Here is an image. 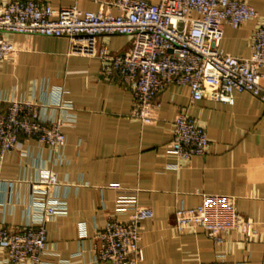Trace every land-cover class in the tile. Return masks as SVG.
<instances>
[{
    "label": "crops",
    "instance_id": "crops-1",
    "mask_svg": "<svg viewBox=\"0 0 264 264\" xmlns=\"http://www.w3.org/2000/svg\"><path fill=\"white\" fill-rule=\"evenodd\" d=\"M11 0H0L6 3ZM54 8L118 14L115 0H37ZM158 3L161 0H148ZM264 17V0H244ZM256 23L226 26L222 48L240 58L251 54ZM18 51L0 62V113L13 100L35 101L48 118H70L66 144L54 155L22 136L17 150L0 162V225H38L45 205L37 183L50 171L59 185L46 197L62 211L46 222L45 264H98L99 233L107 220L125 221L135 204L154 211L143 222L140 264H264V103L249 93L234 104L204 98L193 102L188 87L160 95L152 124L132 117L133 93L102 76L98 49L126 52L127 35L48 37L7 34ZM63 102L72 109H59ZM186 112L210 140L205 156L179 168L170 146L176 116ZM201 194L233 196L239 214L256 233L226 234L217 244L203 229L176 228L178 208H194ZM0 264H16L0 249ZM101 264V263H100Z\"/></svg>",
    "mask_w": 264,
    "mask_h": 264
},
{
    "label": "built area",
    "instance_id": "built-area-1",
    "mask_svg": "<svg viewBox=\"0 0 264 264\" xmlns=\"http://www.w3.org/2000/svg\"><path fill=\"white\" fill-rule=\"evenodd\" d=\"M118 14L86 11L78 5L54 8L37 0L0 3V62L8 60L17 46L7 34L48 37H97L127 35L130 48L121 54L109 52L103 44L97 51L105 80L127 87L134 95L132 117L142 124L155 121L162 106L160 95L170 86L188 87L193 102L209 98L234 104L235 94L249 93L264 103V17L244 0H115ZM256 23L251 54L240 58L222 48L226 26L238 29ZM44 105L13 100L0 113V162L18 149L22 136L34 138L57 155L66 144L65 127L70 118H48ZM59 109L70 110L60 102ZM179 168L210 149L206 130L186 112L174 120L170 143ZM59 185L55 172L37 183L39 197L46 203L38 225L18 229L0 225V249L16 264H45L48 254L46 222L62 211L47 200V193ZM154 217L149 207L135 204L125 221L107 220L99 233L98 264H140L143 222ZM176 228L203 229L217 244L240 231L256 233L253 222L242 217L233 196L201 194L194 208H178Z\"/></svg>",
    "mask_w": 264,
    "mask_h": 264
}]
</instances>
